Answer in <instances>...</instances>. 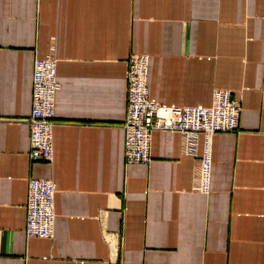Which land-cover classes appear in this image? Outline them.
<instances>
[{
    "label": "crops",
    "instance_id": "obj_1",
    "mask_svg": "<svg viewBox=\"0 0 264 264\" xmlns=\"http://www.w3.org/2000/svg\"><path fill=\"white\" fill-rule=\"evenodd\" d=\"M54 46L53 159H29L33 63ZM149 99L240 101L212 137L208 194L196 153L154 130L124 163L131 54ZM55 181L53 237L25 236L30 178ZM0 264H264V0H0Z\"/></svg>",
    "mask_w": 264,
    "mask_h": 264
},
{
    "label": "built area",
    "instance_id": "obj_2",
    "mask_svg": "<svg viewBox=\"0 0 264 264\" xmlns=\"http://www.w3.org/2000/svg\"><path fill=\"white\" fill-rule=\"evenodd\" d=\"M54 46L33 63L29 126V159L50 163L53 159L54 100L60 84L56 76ZM147 56L131 54L126 81L124 129V163L146 164L151 160V138L154 130L178 132L184 153H196L197 139L203 135L198 176L193 190L210 192L212 137L215 133L239 131L240 101L228 89H215L207 107L168 106L149 99L146 84ZM55 181L30 178L26 198L25 236L53 237L55 223Z\"/></svg>",
    "mask_w": 264,
    "mask_h": 264
}]
</instances>
